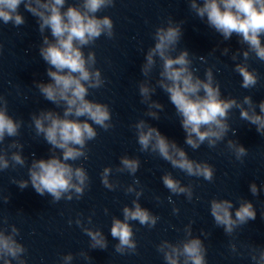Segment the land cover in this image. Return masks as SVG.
Wrapping results in <instances>:
<instances>
[{
	"label": "clouds",
	"instance_id": "9594fccd",
	"mask_svg": "<svg viewBox=\"0 0 264 264\" xmlns=\"http://www.w3.org/2000/svg\"><path fill=\"white\" fill-rule=\"evenodd\" d=\"M66 3L67 0H0V21L4 25L11 23L14 27H19L26 23L25 17L19 11L21 4L25 11L36 18L42 38L39 55L48 65L46 75L49 82L34 81V86L45 100L62 109V114L52 109H41L30 115L36 135L42 136L51 146V155L47 159H36L33 153V159L27 168L28 179L11 178L10 182L21 190L31 184L38 195L51 196L53 204L62 199L79 200L83 196L89 184L88 173L82 165L76 166L70 161L87 159V143L96 139L97 127L104 131L113 127L109 105L88 98L90 90L102 88L106 81L101 70L95 66V52L89 51L85 55L83 48L94 45L101 36L114 38L111 17L98 16L97 13L114 7L115 0H77L76 3H67L65 7ZM188 6L196 17L219 33L224 41L235 35L240 45L247 46L246 49L233 52L231 59L237 61L242 54L243 61L235 63L233 70L242 77V88H254L259 75L255 69L250 70L248 61L253 56L264 61V0H188ZM183 24V20L177 22L169 17L165 24L155 29L154 45L144 55L140 71L145 79L139 82L138 89L141 103L148 108L146 115L159 120L160 112L164 111V105L152 99L159 88L168 95L186 134L185 144L193 150L199 149L204 143L209 148H215L219 142L225 140L229 131L235 135V129L228 122L229 113L233 109H239L240 119L254 125L257 133L264 136V100L257 105L250 95H245L242 101L223 98L220 83L216 80L211 66L205 69L203 79L197 75L199 70L193 67V54L186 48L178 50L183 36ZM2 50L3 45L0 44V52ZM216 50L214 48L212 51ZM229 51L225 47L221 50V55H228ZM198 58L206 62V57ZM157 64L160 70L153 84L151 75ZM23 123L22 119L9 115L8 100L0 94V145L4 144L6 137H18ZM133 127L142 152L157 154L173 168L190 177H202L209 182L213 180L215 169L212 165L190 159L184 148L169 140L146 120L140 119ZM226 147L243 163L248 149L234 139H228ZM23 148L24 145L16 139L6 147H0V172L17 165H26L27 160L22 155ZM139 167L138 158L124 155L120 157V166L115 171L135 176ZM112 172L111 167H105L100 173L101 183L109 190L118 187L117 182L109 180ZM161 180L170 193L183 194L189 201L192 200L191 184L183 185L170 172L165 173ZM139 184L140 181L136 179L125 189L126 194L134 193L136 198L132 200L131 207H123V219L112 217L110 235L118 240L113 247L120 255L135 254L137 251L130 222L137 221L141 226L153 228L160 219L141 206L139 198L143 194V188L137 190L136 186ZM262 188L264 186L258 188L255 182L249 185L252 196H257ZM0 199L8 203L10 196ZM159 199L160 197H156L157 201ZM168 202L174 204L171 196L168 197ZM238 205L235 207L230 199L213 198L210 201V215L215 225L221 227L230 237L234 236L238 228L256 219V208L251 201L242 198ZM104 212L108 214V209L105 208ZM178 212L179 209L173 207V213ZM72 223L69 219L68 224ZM192 223L185 226L183 240L176 243L163 240L157 245V251L162 254L165 264H207V248L200 237L193 236ZM0 224L6 226L0 227V262L12 264V261H16V264H27L22 258L27 249L16 239L20 230L14 224L8 225L6 217L0 219ZM75 224L90 238L89 249L108 248V240L103 231L87 226L92 224L91 216L87 217L85 223L78 215ZM201 235L207 237L209 233L202 230ZM228 247L234 255H245L231 241ZM245 249L253 264H264V246L246 245ZM79 256L86 261H92L88 252L81 251ZM73 259V254L68 253L61 258V264H71Z\"/></svg>",
	"mask_w": 264,
	"mask_h": 264
}]
</instances>
